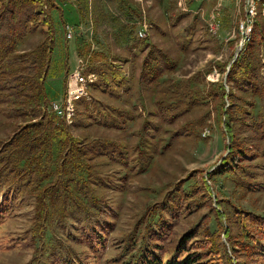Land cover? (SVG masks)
<instances>
[{
    "label": "rangeland",
    "instance_id": "1",
    "mask_svg": "<svg viewBox=\"0 0 264 264\" xmlns=\"http://www.w3.org/2000/svg\"><path fill=\"white\" fill-rule=\"evenodd\" d=\"M58 1L60 6L51 11L45 3L37 10L45 16L50 11L57 27L58 21H62L63 30L59 32L68 46L70 70L63 74L64 59H53L52 73L46 81L50 88L61 87L63 80L66 88L69 72L77 68L79 58L89 65L87 52L82 55L77 52L78 46L85 48L84 42H89L86 48L102 50L108 56L107 63L117 58L115 64L122 67L121 72L132 88L130 97L137 101L138 75L146 50L141 48L144 42H151L173 52L174 57L177 52L180 54L170 77L179 80L195 75L202 80L205 76L206 81L225 84L226 90L224 95L221 92L220 101L219 96L207 97L206 88L212 86L204 85L200 92L204 103L193 106L174 124L162 123L163 131L158 135L171 139V129L183 122L190 123L189 133L173 139L147 170L129 171L127 179L122 176L128 167L112 165L115 162L106 160L99 173H94L85 183L90 187L84 197L88 199H79L76 206L67 207L63 214L57 207L62 198L50 195L51 199L44 203L40 191L26 185V181H13L18 185L14 186L15 191L9 185V177L2 185L9 188L0 190V264H135V258L152 245L158 246L157 251L163 257L171 255L179 238L187 232L191 237L185 238L186 247L203 252L200 260H206L205 264H264V230L250 218L254 214L264 218V156L260 152L259 156L252 154L256 150L245 140L249 133L245 114L237 117L234 113L236 117L229 121L230 128L237 132L233 138L222 115L235 104L239 92L235 79L228 74L230 65L248 51L237 30L243 12L241 0ZM135 24L137 29L146 28L145 37L133 39ZM67 25L72 27L71 37L66 35ZM37 26L40 30V23ZM44 26L46 30L47 25ZM254 27L257 34H254L253 55L259 88L252 96L248 95L255 103V109L249 110L254 119L261 120L264 118V39L260 36L264 35V23L260 18ZM39 35L31 37V45ZM30 43L21 47H29ZM180 45L183 51L179 50ZM124 89L125 86H120L119 95L113 99L99 89L89 92L88 86V98H85L88 102L95 97L121 104ZM231 90L233 95L229 93ZM64 93L57 89L54 95L59 96L51 101L61 100ZM148 104L150 110H156L155 104ZM142 108L140 105L137 112H142ZM48 109L53 111L50 103ZM201 114L208 116L201 119L198 117ZM62 117L80 138L100 135L119 139L125 135L133 143L138 140L133 131L139 133L143 122L142 114L127 123L129 132H121L99 124V117L78 115L76 109L71 119ZM150 118L157 122L154 116ZM5 120L0 112V143L11 137L15 127H9ZM88 150L93 154L104 152L91 145ZM225 158L229 164L236 160L244 167L234 173L239 180L236 184L231 175L215 173ZM251 232L255 236H250ZM207 236L213 237L212 244L194 243Z\"/></svg>",
    "mask_w": 264,
    "mask_h": 264
},
{
    "label": "trees",
    "instance_id": "2",
    "mask_svg": "<svg viewBox=\"0 0 264 264\" xmlns=\"http://www.w3.org/2000/svg\"><path fill=\"white\" fill-rule=\"evenodd\" d=\"M44 3L49 5L50 11L60 6L58 0H0V112L7 119L5 121L9 127L15 126L12 129L11 137L0 143V178L3 179L4 176L0 182V190L9 188L2 186L7 183L9 177H11L9 185L15 191L17 189L14 186L18 185L13 184V181H26V185L40 191L44 203L47 202V199H51L48 197L50 195H56L58 199L62 198L63 202L57 207L62 209L63 214L67 207L76 206L79 199L85 201L88 199L84 197L90 187L85 183L92 178L94 173H99V168L107 164L106 160L115 162L112 165L118 164L129 168L122 176L124 179H127L128 173L132 169L141 172L147 170L155 156L162 154L173 143V139L190 131V123L183 122L179 127L171 129V139L166 140L158 135L163 131L161 124L164 122L174 124L188 114L193 106L204 103V96H201L200 93L204 85L212 86L211 89L206 88L205 95L213 98L219 96L218 100L220 101L221 92L224 95L226 88L225 84H219L218 80L206 81L205 76L202 77V80L197 79L195 75L175 80L169 74L177 67L180 54L177 52L174 57L171 55L173 52L151 42H144L141 50L143 51L145 48L146 50L138 75V97L137 101H134L130 97L132 88H130L124 73L121 72L122 67L115 64L117 58H113V61L107 63L108 56L101 52L102 50H89L86 48L89 46V42L87 44L83 41L85 48L78 46L77 52L80 55L82 52H87L90 62L88 70L96 71L98 78L96 82L89 85V92L99 89L115 99L119 95V87L125 86L124 95L126 96L121 97V101H123L121 104L104 102L95 97L88 102L85 97H81L75 101L77 114L90 118L94 116L95 119L99 117L101 120L99 124L114 127L121 132H129L127 123L142 117V114L143 122L139 133L137 130L133 131L135 135H138V140L134 143L128 140L125 135L119 139L101 138L100 135H84L80 138L75 135L72 126L66 125L62 116L48 109L51 98L59 96L54 95L57 93V89H60V93L65 91L64 80L61 81L62 86L57 89H55L56 87L50 88L46 82L52 73L53 59H64L65 63L61 70L63 74L70 70V66L68 46L64 43L63 36L59 32L63 30V27L60 26L62 21L57 20L59 23L57 27L50 11L46 12V16L43 12H37ZM42 19L43 21L40 22ZM37 23L41 25L40 30L36 29ZM44 25H47L46 30L42 28L45 27ZM133 30V39L135 37L143 38L136 33V24ZM254 32L255 27L245 44L249 52L238 56L230 65L228 74L235 79L239 92L235 96L236 102L233 103L231 110L222 112V115L224 114V121L228 126L231 138H233L237 132L230 128L229 121L232 120V117H241L245 114V118H247L244 123L249 127L248 130L246 129L249 133L245 140L256 150L252 154L257 153L259 156L260 152V156H264V118L254 119L249 110L255 109V103L249 96H252L259 88L253 55V46L256 41L254 34H257ZM35 35H39V37L31 45L30 39ZM260 37L264 39V35ZM26 42H29L30 46L21 47ZM249 46L252 48L251 53ZM179 50H182V45L179 46ZM55 54L57 56H54ZM101 59L103 61L100 63L98 60ZM222 68H219L220 71L223 70ZM229 93L233 95V90ZM149 102L156 105L157 108H153L156 109L155 111L150 110ZM221 103L223 106V102ZM82 104L83 106H81ZM140 105L144 110L142 111V108V112H139L138 109L137 112ZM79 106L81 109L78 108ZM208 114H201L198 117L205 119ZM150 116H154L157 122L151 121ZM17 119L22 120L19 122ZM162 140L163 143H160ZM89 145L99 147L104 152L93 154L88 150ZM242 151L244 152L245 149L243 148ZM129 156H135V158H129ZM221 163L215 173L231 175L236 184V181L239 180L237 174L234 175V173H237L238 169L241 171V168H244L243 165L236 160L234 164L231 162L229 164L227 158ZM250 218H253L256 225L264 230V218L257 214ZM250 230L252 231V229ZM252 235L254 234L251 232L250 236ZM190 237L188 232L183 233L173 250L174 252L166 257L157 251L158 246L146 247L147 250L135 258V264L207 263L206 260H200L203 252L190 251L186 247V239ZM211 238L213 237L207 236L200 240V243L199 239L194 243L197 246H201L202 243L212 244L214 241ZM182 251L186 252L180 255Z\"/></svg>",
    "mask_w": 264,
    "mask_h": 264
},
{
    "label": "built area",
    "instance_id": "3",
    "mask_svg": "<svg viewBox=\"0 0 264 264\" xmlns=\"http://www.w3.org/2000/svg\"><path fill=\"white\" fill-rule=\"evenodd\" d=\"M241 2L243 12L238 21L237 30L241 36V43H243V41L245 42L250 38L252 29L254 28L258 18H260V20L264 23V0H241ZM214 30L212 29L211 31ZM136 33L139 37H145L146 28L140 27L136 30ZM72 34V27L67 25L66 35L71 37ZM79 59L77 68L75 66V68L69 72V82L61 100L50 102V107L54 112L67 117L68 119H71L74 115L75 100L81 97L88 98V86L97 78L96 72L88 71V65L82 63L81 58Z\"/></svg>",
    "mask_w": 264,
    "mask_h": 264
}]
</instances>
